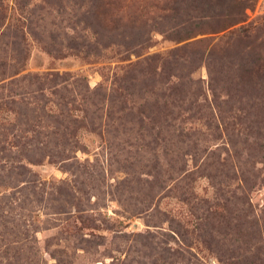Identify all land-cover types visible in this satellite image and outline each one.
Masks as SVG:
<instances>
[{"label":"rangeland","instance_id":"rangeland-1","mask_svg":"<svg viewBox=\"0 0 264 264\" xmlns=\"http://www.w3.org/2000/svg\"><path fill=\"white\" fill-rule=\"evenodd\" d=\"M0 62V264H264V0H0Z\"/></svg>","mask_w":264,"mask_h":264},{"label":"trees","instance_id":"trees-1","mask_svg":"<svg viewBox=\"0 0 264 264\" xmlns=\"http://www.w3.org/2000/svg\"><path fill=\"white\" fill-rule=\"evenodd\" d=\"M2 64H3V62H0V66H2ZM5 71L4 70H2V72H0V75H3V76H1L2 78H4L5 76ZM12 73V72H11ZM15 72L13 71V74H14ZM17 97V96H16ZM17 99H18V101H20V100H24V98L23 97H17Z\"/></svg>","mask_w":264,"mask_h":264}]
</instances>
